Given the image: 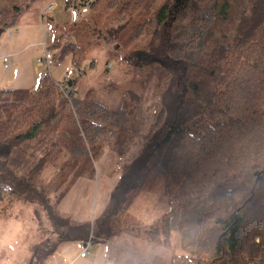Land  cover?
<instances>
[{
	"label": "trees",
	"instance_id": "obj_1",
	"mask_svg": "<svg viewBox=\"0 0 264 264\" xmlns=\"http://www.w3.org/2000/svg\"><path fill=\"white\" fill-rule=\"evenodd\" d=\"M34 1L0 0V27L14 25L20 13ZM100 1L103 0H95L90 9ZM103 2L105 5L99 12L121 3L118 12L125 14L146 6L145 15L150 16L144 15L137 35L145 26L156 37L158 32H164L159 40L154 36L148 48L152 49V43H161L160 53L172 55V63L184 61L189 69L184 77L180 74L183 78L171 76L168 95L171 97L173 89L178 90L177 102L171 112L159 110L155 120L159 126L144 142L141 164L120 179L122 185L118 186H123L117 195L121 196L120 202H129L132 190L142 185L146 172L152 169L162 175L170 204L186 196L210 194L211 198L201 215L179 220L181 247L186 255L179 261L172 256V264H264V0H247L244 11L237 16L229 13V0H179L173 9L170 0L155 9L153 0ZM218 17L234 18L235 25L230 34L222 33L221 40L206 47L204 36ZM121 27L119 24L117 31ZM108 33L111 36V30ZM77 51L74 43L64 42L58 59L70 54L75 65L83 70ZM139 54L148 53L140 50ZM150 61L164 65L160 59ZM196 69L199 77L191 75ZM79 76L67 80L68 96L47 75L33 89L0 88L3 217L10 215L17 200H30L31 182L43 167L47 154L24 171L27 160H21L13 151L34 139L43 123L55 120L61 124L51 142L59 141L66 149L68 158L64 166L95 149L96 135L110 130L105 122L115 127L120 124V108L108 109L97 99L76 95ZM16 93H21L18 103L15 97L10 100L6 96ZM71 99L74 104L69 103ZM20 170L24 174H19ZM45 205L54 228L72 231V222L57 206ZM105 232L101 231L100 237H106ZM71 235L63 233L55 240L43 237L32 245L27 264H46L60 243Z\"/></svg>",
	"mask_w": 264,
	"mask_h": 264
},
{
	"label": "rangeland",
	"instance_id": "obj_2",
	"mask_svg": "<svg viewBox=\"0 0 264 264\" xmlns=\"http://www.w3.org/2000/svg\"><path fill=\"white\" fill-rule=\"evenodd\" d=\"M49 1H54L55 6L42 17V7ZM103 1L74 19L72 12L65 9V0H36L20 13L14 25L0 34V88L33 89L44 75L57 86L66 70L73 68L71 55H63L60 64L50 67L37 59L45 48L58 57L61 45L71 41L78 47L84 68L76 95L97 99L108 109L122 111L120 124L115 127L105 122L110 130L96 135L95 149L88 150V155L77 161L72 160L71 165H63L68 158L63 144L51 142L61 126L55 120L43 123L34 139L14 149L15 156L27 160L24 171L39 157L47 156L31 182L30 200L19 199L9 216L0 215V264H27L33 244L43 237L55 240L63 233L72 237L60 243L46 264H172V256L179 261L186 255L181 247L179 220L201 215L210 203V194H204L182 197L180 202L170 204L162 175L152 169L146 172L142 185L132 190L129 202H120V179L141 164L144 142L159 126L155 122L159 110L171 112L177 102L178 90L173 89V96L168 95L171 76L183 78L189 69L184 61L172 63V55L160 53L161 43H152V49L148 48L155 36L149 33L152 29L147 31L150 28L145 26L137 35L145 16H150L145 15L146 6L125 14L118 12L121 3L99 12L105 5ZM164 1L153 0L152 6L155 9ZM229 1V13L233 16L243 12L247 4V0ZM179 3L170 0V9ZM119 24L123 27L117 31ZM234 25V18H215L204 36L206 47L221 40L222 33L230 34ZM163 35L164 32H158L156 40ZM140 50L148 54H139ZM151 59L163 60L164 65L151 63ZM193 73L199 77L197 69ZM6 96L10 100L15 97V103L21 100V93ZM69 103L74 104L73 99ZM22 170L18 171L21 175ZM44 203L52 208L57 206L72 222V231L54 228ZM78 223L83 225L75 228ZM101 231H106V237H100ZM137 235L141 237L139 242ZM87 241L88 252L81 257L79 253Z\"/></svg>",
	"mask_w": 264,
	"mask_h": 264
},
{
	"label": "built area",
	"instance_id": "obj_3",
	"mask_svg": "<svg viewBox=\"0 0 264 264\" xmlns=\"http://www.w3.org/2000/svg\"><path fill=\"white\" fill-rule=\"evenodd\" d=\"M94 1L95 0H65L64 6L66 10L72 12V17L76 19L79 16H82L83 14L87 13L93 5ZM54 6V1H49L44 4L41 10L42 17L45 16L48 12H50V10ZM37 62L40 64H44L46 67H50L52 65L60 64V59L51 54L48 48H45L44 54L38 57ZM4 63L7 65L6 62ZM79 74H83L82 70L77 65H75V62H73V68H68L66 70V76L62 80L56 82L57 87L63 92L64 95L68 96L70 93L67 85V80L73 75ZM88 244L89 243H87L80 251V256H84L88 252Z\"/></svg>",
	"mask_w": 264,
	"mask_h": 264
},
{
	"label": "crops",
	"instance_id": "obj_4",
	"mask_svg": "<svg viewBox=\"0 0 264 264\" xmlns=\"http://www.w3.org/2000/svg\"><path fill=\"white\" fill-rule=\"evenodd\" d=\"M141 240V237H138V235L136 236V241H140ZM80 254V253H79ZM80 256V255H79ZM86 256V254L84 255V256H81V257H85Z\"/></svg>",
	"mask_w": 264,
	"mask_h": 264
},
{
	"label": "water",
	"instance_id": "obj_5",
	"mask_svg": "<svg viewBox=\"0 0 264 264\" xmlns=\"http://www.w3.org/2000/svg\"><path fill=\"white\" fill-rule=\"evenodd\" d=\"M3 30H4V27H0V34L2 33Z\"/></svg>",
	"mask_w": 264,
	"mask_h": 264
}]
</instances>
